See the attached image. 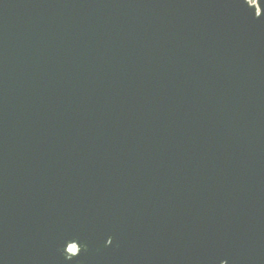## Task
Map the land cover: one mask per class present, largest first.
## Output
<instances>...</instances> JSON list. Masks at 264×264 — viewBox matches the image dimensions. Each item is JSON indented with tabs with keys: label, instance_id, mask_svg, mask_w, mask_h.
I'll return each mask as SVG.
<instances>
[{
	"label": "water",
	"instance_id": "obj_1",
	"mask_svg": "<svg viewBox=\"0 0 264 264\" xmlns=\"http://www.w3.org/2000/svg\"><path fill=\"white\" fill-rule=\"evenodd\" d=\"M0 264H264V0H0Z\"/></svg>",
	"mask_w": 264,
	"mask_h": 264
},
{
	"label": "trees",
	"instance_id": "obj_2",
	"mask_svg": "<svg viewBox=\"0 0 264 264\" xmlns=\"http://www.w3.org/2000/svg\"><path fill=\"white\" fill-rule=\"evenodd\" d=\"M252 1V0H251Z\"/></svg>",
	"mask_w": 264,
	"mask_h": 264
}]
</instances>
